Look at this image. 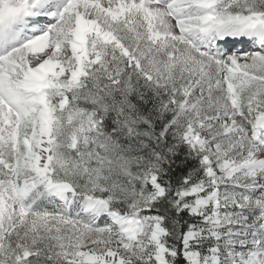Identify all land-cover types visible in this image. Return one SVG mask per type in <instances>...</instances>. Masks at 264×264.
<instances>
[{
  "label": "snow or ice",
  "instance_id": "obj_1",
  "mask_svg": "<svg viewBox=\"0 0 264 264\" xmlns=\"http://www.w3.org/2000/svg\"><path fill=\"white\" fill-rule=\"evenodd\" d=\"M0 264H264V0H0Z\"/></svg>",
  "mask_w": 264,
  "mask_h": 264
}]
</instances>
